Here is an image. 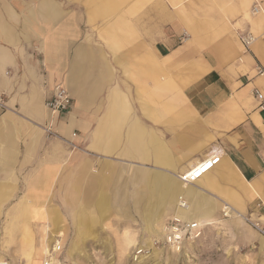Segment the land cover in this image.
<instances>
[{
  "label": "crops",
  "instance_id": "0c3cea01",
  "mask_svg": "<svg viewBox=\"0 0 264 264\" xmlns=\"http://www.w3.org/2000/svg\"><path fill=\"white\" fill-rule=\"evenodd\" d=\"M244 31L256 37L247 49ZM257 67L264 0H0V214L44 226L26 264H41L63 215L110 213L100 206L127 164L150 168V198L173 212L185 199V220L204 227L227 205L264 225ZM57 83L72 105L56 118L45 102ZM213 155L200 180H179Z\"/></svg>",
  "mask_w": 264,
  "mask_h": 264
},
{
  "label": "rangeland",
  "instance_id": "374dc122",
  "mask_svg": "<svg viewBox=\"0 0 264 264\" xmlns=\"http://www.w3.org/2000/svg\"><path fill=\"white\" fill-rule=\"evenodd\" d=\"M149 172L150 168L126 165L118 181L109 184L108 197L103 198L106 205L100 206L110 207V213L63 215L65 259L72 264H264L262 237L244 221V214L232 212L233 207L223 216L227 205L205 224L199 239L185 243L179 251L164 246L158 238L159 225L165 224L173 211L165 198H150L144 177ZM156 189L160 195L158 185ZM9 205L24 208L28 202L15 197ZM15 214H0V264H26L30 253L37 250L40 228L44 227L37 224L40 216L33 215L21 224L13 221ZM23 226L30 233L28 241L20 231Z\"/></svg>",
  "mask_w": 264,
  "mask_h": 264
},
{
  "label": "built area",
  "instance_id": "2783aa9c",
  "mask_svg": "<svg viewBox=\"0 0 264 264\" xmlns=\"http://www.w3.org/2000/svg\"><path fill=\"white\" fill-rule=\"evenodd\" d=\"M261 9L258 6H254L252 8V13L257 14ZM187 38L186 34H183L182 40ZM239 40L245 49L254 41V38L251 32L244 31L239 35ZM257 74L259 76L264 75V71L257 67ZM252 96L257 104V110L262 115L264 121V90L259 88H253ZM72 105L71 97L68 91L61 83H57L54 85L52 89V94L48 100L45 102V107L48 110V113L51 117H58L64 113H66ZM3 107V102L0 100V108ZM54 124L49 121L46 131L50 134ZM218 156H211L203 160L199 165H197L191 171L179 176V179L184 184H191L197 181L202 175L210 171L218 162ZM262 165L264 167V160L262 161ZM177 207L183 210H187L189 204L183 198L177 201ZM231 212L227 206L223 207V216H227L228 213ZM243 219L247 224L255 230L263 239H264V225L259 222L253 220L251 215L243 216ZM203 227L200 226L195 221H185L180 217H176L172 214L167 218L164 224L163 230V238L161 239V243L174 251H179L185 243L195 241L199 239L202 235ZM64 252V243L62 237L59 238V241H55L52 245V249L50 251V255L43 258L41 260V264H57L55 260H53L52 256L56 258V260L60 261V264H72L71 261H68L63 256ZM140 253V252H138Z\"/></svg>",
  "mask_w": 264,
  "mask_h": 264
},
{
  "label": "bare ground",
  "instance_id": "6f19581e",
  "mask_svg": "<svg viewBox=\"0 0 264 264\" xmlns=\"http://www.w3.org/2000/svg\"><path fill=\"white\" fill-rule=\"evenodd\" d=\"M262 13V10H260L259 12H257V14H261ZM253 14V13H252ZM249 15V14H248ZM253 36V35H252ZM188 38V37H187ZM186 38V39H187ZM253 38H254V41H256V37L255 36H253ZM185 39V40H186ZM253 41V42H254ZM214 154H217V153H214ZM195 168V167H194ZM193 168V169H194ZM213 169V168H212ZM211 169V170H212ZM210 170V171H211ZM191 171V170H190ZM210 171H208V172H210ZM207 172V173H208ZM207 173H205V174H207ZM204 174V175H205ZM183 175V174H182ZM204 175H202L198 180H200ZM181 176V175H180ZM180 180V179H179ZM197 180V181H198ZM181 181V180H180ZM197 181H195V182H197ZM194 182V183H195ZM191 184H193V183H191ZM165 185V184H164ZM188 185V184H187ZM166 193V192H165ZM228 209H231V208H228ZM178 210H183V209H180V208H178L177 206H176V208H175V211L173 212V214L176 216V217H180V218H182L181 216H179L178 214H177V211ZM187 210H188V208H187ZM183 211H186V210H183ZM232 212L233 213H235V214H237L238 212L237 211H235L234 209H232ZM183 220H185L184 218H182ZM185 221H188V220H185ZM195 222H197V221H195ZM200 226H202L203 227V225L202 224H200L199 222H197ZM160 227L159 228H161V230H160V232H159V239H162L163 238V230H164V224L162 223V225L160 224L159 225ZM204 228V227H203ZM47 231V233H44V236L41 238V241H40V250H39V254H38V258H45V257H47L48 255H50V251H51V249H52V245H53V243L55 242V241H59V238H61V237H63L62 236V234H61V232H52L51 231V234H50V231L49 230H46ZM50 234V235H49ZM50 236H51V238H50ZM263 239V238H262ZM40 240V239H39ZM39 240H38V242H39ZM52 258H53V260H55L56 262H57V264H60V261L59 260H56V258H54L53 256H52ZM3 264H8V263H6V262H3ZM35 264V263H34Z\"/></svg>",
  "mask_w": 264,
  "mask_h": 264
}]
</instances>
